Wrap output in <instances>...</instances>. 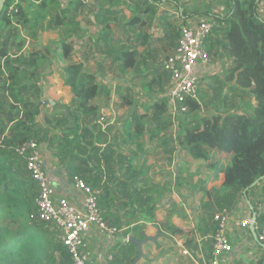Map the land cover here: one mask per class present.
Here are the masks:
<instances>
[{
    "label": "trees",
    "instance_id": "obj_1",
    "mask_svg": "<svg viewBox=\"0 0 264 264\" xmlns=\"http://www.w3.org/2000/svg\"><path fill=\"white\" fill-rule=\"evenodd\" d=\"M33 1L39 3L40 11H47L50 4L57 0ZM79 1L82 2L73 0L67 8L56 10L49 23H53L56 28L64 26L73 7L80 4ZM261 1L231 0V8L226 15L213 17L218 27L211 39V48L223 51L232 62L225 72L224 86L234 84L239 90L248 91L256 105L244 108L239 113L200 117L197 126L181 125L177 122L179 131L177 140L175 139L178 147L187 151L194 161L204 163L206 168L215 171L216 175H224L218 203L222 200L224 205L229 207L240 195L251 202L254 213H257L258 207L251 198H257L258 194L264 198V21L257 15ZM25 2L26 0L19 6L17 14L9 17L6 10L11 2L8 0L0 17V137L9 134L10 140L16 139L19 142L18 146L32 139L44 141L42 134H48L52 120L47 117L46 125L39 126L36 119L41 112L37 110L31 98H24L26 93H30L35 80L34 74L25 79L23 70L37 72L40 69V54L27 53L22 58L20 54L26 46L27 38H22L17 29L20 26H29L30 22L36 29L44 18L40 11L26 8ZM156 16L154 13V17ZM139 20L140 17H135L133 24H137ZM108 32L110 30L105 31ZM62 48L63 56L69 57L72 52L71 44L64 42ZM127 55L122 64L125 70L133 59V56ZM63 73L65 84L72 89L77 99V111L82 115H97L99 108L91 106V101L99 96L109 97L110 91L96 84V77L85 72L78 64L73 63L63 68ZM25 80H28L29 84L26 85ZM160 84L161 80H154L149 85L157 87ZM166 108L167 104L160 101L151 104L147 111L152 110V121H167ZM200 110L197 102L190 104V113ZM133 113L125 123L124 144L136 147V157L138 153L142 155L144 152L143 144L139 146L138 142L147 135L150 122L146 121L143 115ZM56 122L60 126L63 119L56 118ZM75 124L78 131V121H75ZM92 128L97 129L94 125L90 129ZM82 140L65 138V141L60 142V148L56 149L54 157L60 160L65 159L67 155L69 158H77L70 148L72 149L77 141L81 146L85 143ZM4 145L7 148L0 149V264H57L59 259L62 260L61 264H71L69 254L59 236L57 235L58 241L56 233H51L50 229L48 231L47 225L32 219L35 214V184L26 174L24 161L11 150L9 143ZM90 154L89 152L81 162L88 165L87 172L94 171L95 179L91 181L93 184H88L97 189L95 186L98 185V175L101 172L100 168L94 165L93 159H97L98 163L101 158L98 154ZM109 161L110 158L107 157L105 163ZM72 163L74 162L69 159V165ZM136 165L137 174L133 177L135 181L145 175L144 166L139 163ZM256 182H259L258 185L253 187ZM139 196L140 194L135 200L137 207H145L146 210L135 220L154 223L155 208L149 209L151 199ZM110 197V189L105 186L99 196L100 207L103 206L107 210L110 207ZM257 222H264V217L257 215ZM117 224L125 225L122 220H118ZM174 232L178 233L179 230L174 229ZM130 246L135 249L133 245ZM112 264L124 262L115 259Z\"/></svg>",
    "mask_w": 264,
    "mask_h": 264
},
{
    "label": "rangeland",
    "instance_id": "obj_2",
    "mask_svg": "<svg viewBox=\"0 0 264 264\" xmlns=\"http://www.w3.org/2000/svg\"><path fill=\"white\" fill-rule=\"evenodd\" d=\"M72 1L73 0H57L55 3L50 4L47 11H40L39 3L36 1L26 0L25 2L26 8L29 7L40 11L42 16H44L36 29L33 28L32 22H30L29 26H20L17 29L20 36H24L29 41V49L20 54L22 58H24L26 52L28 54L33 52L40 54V69H38L37 72L28 69L23 70L25 79H29L30 75L34 74L33 78L35 84H37L34 85L32 83L30 93H26L25 96L31 98L35 102V107L41 113L51 111L50 101L59 103L55 117L51 116L49 118L52 119L49 123V132L48 134L44 132L42 137L45 141H49V144L54 142V145H56L55 143H58V146L61 141H65V138L69 140L74 138H79L80 140L83 139L82 141H85L84 145L86 148L79 146L80 143L77 141L78 143L76 142V145H73L70 150H72L73 155L77 154V151L85 153L84 150L86 149V151H89L92 154L91 156H94L93 154L101 156L99 157L101 160H98V163L97 159H93V161L96 164L95 166L100 168L101 172V174L98 175V185L95 187L98 192L100 190L102 193L105 186L110 189L109 184L114 180V174H111L107 169L110 165H118L122 178L123 176H126L128 180H133V177L137 174L136 163H139L140 166L143 165L144 168L145 162L148 164L151 163L156 169L157 163H154V157L156 156L157 148H160V145L156 146L152 144H155L157 139L170 134L172 131L174 132L173 126L167 121H152V110L150 109L149 112L147 111L149 106L154 102L161 101L166 104L168 102L167 94L169 82L167 74L163 69V61L174 52L177 39L179 38L180 28L188 26L189 22H186L187 19L199 22L206 19H214V16L222 17L229 12L231 8V0H93L89 4L83 5V3H80L78 7L81 9L73 10L69 15L68 21L65 22V25L61 28H56L53 23H49L56 10L67 8ZM96 10H99V14ZM154 13L157 14L156 17H154ZM79 17L82 18V26L85 28L84 30L77 26V19ZM135 17H140L137 24H133ZM90 19H94V22H96L93 32H90L86 27L87 22L91 26V23L89 22ZM98 21L100 22L98 23ZM109 22L116 24L119 23L120 26L123 27L126 26L132 32L128 39V46L125 47L127 53L133 56L128 69L134 70V72L139 75H132L130 83L132 84L135 82L136 84L133 85L132 88H125L121 85L120 80L112 77V75L116 76L119 72H123L124 68L122 64L125 57L122 55L125 52L122 51L120 54L112 53L108 50V46L103 43L104 39L101 34L108 28L107 24ZM156 29H162L164 36H166L167 39L164 37L161 39L162 42L160 43L159 39H157L158 37H155L153 33ZM144 34L146 38H144ZM81 37H87L88 42L102 44L101 46H96L99 51L95 58L98 62L95 68L102 74V77L99 80L100 85L104 86L103 83L106 84L109 81H115L116 92L114 96L117 100L118 107L132 109L131 112L133 111V114L136 112L139 115H143L146 121H152L148 125L149 127L146 133L147 141L144 140V152L142 155L141 153H138V155L134 157L136 150L135 146H120L121 138L125 139L126 129L123 127H121V131H119L120 134L123 132V134L120 135L121 138L119 135L116 138L118 143H109V138L112 136V132L107 130V132L110 133L109 137L103 132V126L99 124V120L102 116H105L107 120L112 119L107 111L99 112L97 115H82L77 111V99L75 98L72 89L65 84L63 68L68 66L69 63L65 61L66 58L63 56L62 46L64 42L74 44L75 41L81 40ZM32 40L34 42H32ZM36 42L41 46H37L35 44ZM211 46L212 40H210L208 44V50L213 59L211 65L212 73L210 72L212 75H207L210 73L204 74L200 67H196L198 75L200 76L202 73V82L199 87L201 110L196 113H189L188 115L179 117L177 122L181 123V125L187 124L197 126L200 117L237 113L244 108L246 109L250 106H254V103L256 104L253 96L248 91L239 90L232 86H224L223 79L225 78V75H220L218 70H227L231 66L230 59L223 51L211 48ZM45 47L49 48L51 53L44 50ZM119 56H122V59H120ZM128 69L126 70L127 72L130 71ZM154 80H158V82L161 80V84L157 85V87L150 86V82ZM136 86L140 87V89H137ZM45 94L47 96H45ZM42 101L47 102V105L43 109H40ZM109 101L110 99H108L107 96H99L91 101L90 105L92 103L99 105L104 102L108 104ZM56 118L63 119L60 126L57 125ZM120 118L121 117L118 115L116 120L119 124L120 121L118 119ZM75 121H78L80 126L78 131H76L77 125L75 124ZM124 121L121 123L122 126ZM86 124L94 125L97 127V130H100L99 142L106 145L104 150H101V148H93L94 146L92 142L96 138V135H92V132L86 133L82 131L83 126ZM104 128L107 129V126ZM114 130L115 128H112V131ZM156 130H158V133L155 132ZM178 131L179 128L176 125V132L174 133L176 140ZM116 133L118 132L116 131ZM80 134H83L84 137ZM9 137V134H6V137H0V149L6 147L4 145L5 143H9L11 150L17 155L19 142L16 139L10 140ZM39 143L41 144V142ZM146 144L148 146L147 150L145 149ZM138 145H142L141 141L138 142ZM112 146H116L121 152L118 159L116 156V160L113 159L114 151ZM107 157L110 158V161L105 163ZM155 169L152 170L154 174ZM80 173L81 174L78 173L79 176H83V173ZM144 174V176H140L143 182H140L137 185L148 182L149 179L148 177L146 178L148 171L146 168L144 169ZM82 178H84V176ZM101 208L103 216V211H105V216L109 219L106 208L103 206H101ZM234 210L236 209L234 208ZM111 223H114V225L117 226V223L112 220ZM47 228L48 231L49 229L52 230L50 231L51 233H56L54 234L56 240H58L57 237L60 235L58 230L53 226H48ZM102 255L103 258H106L109 256V252L105 251ZM105 260H102L103 264L107 262ZM61 262L62 260L59 259L57 264H61Z\"/></svg>",
    "mask_w": 264,
    "mask_h": 264
},
{
    "label": "crops",
    "instance_id": "obj_3",
    "mask_svg": "<svg viewBox=\"0 0 264 264\" xmlns=\"http://www.w3.org/2000/svg\"><path fill=\"white\" fill-rule=\"evenodd\" d=\"M78 5L73 7L72 12L73 10L81 9ZM96 11L98 13L99 10ZM68 19L69 16L66 22ZM189 20L187 19L186 22L188 23ZM77 22V26L84 30L82 18L79 17ZM89 22L91 26L87 22L86 27L90 32H93L96 22H94V19H90ZM107 26L108 29L105 31L110 30V32L105 33L104 31L101 34L104 39H102L103 43L108 46V50L112 53L120 54L122 51L125 52L122 55L125 57V60L128 57L127 54H129L125 47L128 46V39L132 32L128 27L120 26L119 23L109 22ZM153 33L161 43V39L165 37L162 29H156ZM144 38H146L145 34ZM27 42L21 53L29 49L28 39ZM32 42L34 41L32 40ZM66 43L71 44L72 52L65 61L69 65L73 63L80 65L85 72L94 75L96 77V84L100 85L99 80L102 74L95 68L98 64L95 58L99 51L96 46H101L102 44L88 42L87 37H81V40L75 41L74 44L70 42ZM35 44L41 46L38 42ZM44 50L51 53L47 47ZM122 56H119L120 59H122ZM130 56L132 55L130 54ZM231 63L230 60V65ZM126 70L123 69V72H119L116 76L112 75V77L120 80L121 85L125 88H132L136 84L135 82L131 84L130 80L132 75L136 73L131 69H128L130 70L128 72ZM209 72H211V69ZM211 73L207 75H212ZM25 84H29V81L25 80ZM103 84L110 91V95L107 97L110 101L108 104L105 102L101 103L105 105H95L92 103L91 106L99 108L100 112L107 111L112 119H114V125L107 126V129L102 127V129L108 136L110 133L107 130L112 132V136H109V143H118L116 140L117 136L123 134V132L120 134L119 131H121V127L125 128V123L133 111L131 112L132 109H128L127 107H118L117 100L114 96L116 92L115 81H109ZM34 85L37 84L34 83ZM231 86L235 87L234 84ZM137 89H140V87H137ZM45 96L47 95L45 94ZM50 105L51 111L41 113L36 119V123L41 127L45 126V119L47 117H55L56 115L59 103L50 101ZM40 109L43 108L40 107ZM118 115L121 117L118 119L120 124L116 122ZM123 121L122 126L121 123ZM149 122L151 123L152 121ZM91 127L92 125L86 124L83 126L82 131L86 133L92 132V135H96V138L92 142L93 146L104 150L106 145L99 142L100 130L90 129ZM112 128H115V130L112 131ZM155 132L158 133V130ZM115 133L116 135L114 136ZM146 136L141 140L143 147L144 140L147 141ZM175 139L174 132L172 131L170 134L157 139L155 144H152L156 146L160 145V148H157L156 156H153L155 158L154 163L158 165L156 164L155 169L153 164H148L143 160L145 162V168L148 171L146 178L148 177L149 179L145 184L142 183L143 185H137L143 182L141 178H138L137 181L128 180L126 176L122 178L118 165H110L107 167L109 172L114 174V180L109 184L111 202L109 204L110 207L106 210L109 220L105 216V211H103L104 218L116 228L119 227L120 232L112 237H100L96 229L92 230L86 236V240L93 257L99 259V256L103 257L102 253L106 251L114 257L113 262L115 259H118L119 261H123L124 264H205L215 232L214 216L220 210L227 209L231 214L227 233L233 246V253L225 256L224 264H264V245L255 241L250 228L242 229L238 227L240 222L252 217L254 212H252L249 206L251 202L238 195L229 207L225 206L222 200L221 203H218L221 198L219 190L224 183V175H216L215 171L208 170L204 163L194 161L190 158L187 151L178 147ZM123 141L124 139L121 138L120 146H127L125 144L123 145ZM55 144L54 142L49 144V141L47 142L45 140L41 142L43 160L51 183L53 197L55 199H67L72 205L81 207L82 194L74 188L72 181L76 176L80 178L84 176L82 178L83 180L93 184L91 181L95 179L94 171L87 172L88 165L81 162L87 157L89 151L83 149L85 153L77 151V158H69V155H67L66 157L64 156L65 159L60 160L54 157L56 149L60 148L58 143ZM81 146L82 148H86L84 144ZM112 149L114 151L113 159L116 160V156L118 159L121 152L116 146H112ZM145 149H148L147 144L145 145ZM69 159L74 163L69 165ZM94 165L96 164L94 163ZM153 169H155V174L152 172ZM80 172L83 173V176H79L81 174ZM138 194H140L139 198L148 197L151 199L149 209L151 207L155 208L156 220L154 223L135 220V218L140 217L141 213L146 210L145 207L142 209L137 207L135 200L138 198ZM251 199L257 203L258 209L256 214L264 217V198L258 194L257 198L252 197ZM111 220L115 223L118 220H122L125 225L117 224V227L114 223H111ZM126 223L130 225L127 226ZM174 229H178L179 232L175 233ZM131 239L139 241L147 239L142 245L143 256L138 261H136L139 256L138 248L130 242ZM130 245H133L135 249L133 250Z\"/></svg>",
    "mask_w": 264,
    "mask_h": 264
},
{
    "label": "built area",
    "instance_id": "obj_4",
    "mask_svg": "<svg viewBox=\"0 0 264 264\" xmlns=\"http://www.w3.org/2000/svg\"><path fill=\"white\" fill-rule=\"evenodd\" d=\"M24 0H10L6 10L9 17L19 12V6ZM90 3L92 0H81ZM257 15L264 21V0L258 5ZM218 24L214 19L195 22L189 20L188 26L180 28L179 38L175 50L163 61V69L168 77V102L165 118L176 132L177 119L190 113V104L197 102L200 105L199 87L202 82V73H210L213 59L208 50V44L214 36ZM196 67L203 72L199 76ZM226 70H218L225 75ZM203 74V75H204ZM46 102L41 107H46ZM99 124L103 127L115 124L114 119L102 116ZM18 156L24 161L26 174L35 184L33 199L35 214L32 217L36 222L55 227L59 232L63 246L67 250L71 264H111L112 255L95 259L91 253L86 236L96 229L100 237H112L120 232L106 220L102 214L98 192L82 178H73V186L82 194L81 207L72 205L67 199H55L52 194L51 183L47 175L43 160L41 144L35 140L25 141L17 148ZM231 214L227 209L220 210L214 216L215 232L209 255L205 264H224L226 255L233 253V246L228 237L227 228ZM252 217L240 222L238 227L248 229ZM258 243L264 245V222L255 223Z\"/></svg>",
    "mask_w": 264,
    "mask_h": 264
},
{
    "label": "water",
    "instance_id": "obj_5",
    "mask_svg": "<svg viewBox=\"0 0 264 264\" xmlns=\"http://www.w3.org/2000/svg\"><path fill=\"white\" fill-rule=\"evenodd\" d=\"M7 1H8V0H0V17H1V14L3 13V11H4L5 7H6ZM258 183H259V182H256V183L253 185V187L257 186ZM249 206H250V209L252 210V212H254V211H253L254 208L252 207L251 203H249ZM256 221H257V214H256V213H253V215H252V221H251V223H250V227H249V228H250V231H251L253 237L255 238V241L257 242L258 239H257V234H256L255 226H254L255 223H256ZM154 240H155V238H154ZM146 241H147V239L144 240V241H139V240H136V239H131V240H130V242H131L132 244L136 245L137 248H138L139 256H138V258H137L136 261H138V260L143 256V253H142V245H143Z\"/></svg>",
    "mask_w": 264,
    "mask_h": 264
}]
</instances>
